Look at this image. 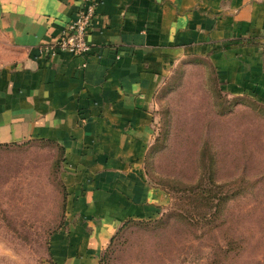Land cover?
I'll list each match as a JSON object with an SVG mask.
<instances>
[{
  "label": "crops",
  "instance_id": "1",
  "mask_svg": "<svg viewBox=\"0 0 264 264\" xmlns=\"http://www.w3.org/2000/svg\"><path fill=\"white\" fill-rule=\"evenodd\" d=\"M95 1L90 55L49 57L40 48L78 1L0 0V34L14 50L0 64V148L61 160L63 217L43 264H101L124 224L167 208L143 165L159 88L185 63H207L229 99L264 106V0Z\"/></svg>",
  "mask_w": 264,
  "mask_h": 264
},
{
  "label": "rangeland",
  "instance_id": "2",
  "mask_svg": "<svg viewBox=\"0 0 264 264\" xmlns=\"http://www.w3.org/2000/svg\"><path fill=\"white\" fill-rule=\"evenodd\" d=\"M13 52L0 34V64ZM220 91L205 62L164 80L143 168L169 204L121 227L101 264H264V106ZM57 160L47 148H0V264L47 261L64 211ZM197 180L211 204L189 192Z\"/></svg>",
  "mask_w": 264,
  "mask_h": 264
},
{
  "label": "built area",
  "instance_id": "3",
  "mask_svg": "<svg viewBox=\"0 0 264 264\" xmlns=\"http://www.w3.org/2000/svg\"><path fill=\"white\" fill-rule=\"evenodd\" d=\"M77 1L79 7L75 12L73 20L51 44L40 48L43 55L53 57L57 52H62L75 57H87L94 50L93 46L88 42L87 37L92 29V23L95 18L96 1ZM84 66L85 64L81 65V67Z\"/></svg>",
  "mask_w": 264,
  "mask_h": 264
},
{
  "label": "trees",
  "instance_id": "4",
  "mask_svg": "<svg viewBox=\"0 0 264 264\" xmlns=\"http://www.w3.org/2000/svg\"><path fill=\"white\" fill-rule=\"evenodd\" d=\"M60 154H58V160H57V166H59V164H60ZM209 177L211 178V177H213V172H210L209 173ZM198 181V180H197ZM192 186H194V187H192ZM191 186V189L189 190V192L191 193V194H195V192L196 191H200V196H197V199L199 198V199H201V201H203V200H205V201H207V202H209V204H211L210 203V201H211V199H213L214 197L213 196H211V197H209V194L211 193V191L210 190H206L205 189V186L201 183V181L199 180L197 183H195V184H193ZM220 205V204H219ZM63 209H64V207H63ZM174 214L173 213H170L169 215H168V217L169 218H174L175 216H173ZM178 217V216H177ZM179 218V217H178ZM155 220V219H154ZM151 221H153V220H151ZM126 224H129V223H126ZM126 224H124L123 226H125ZM122 226V227H123ZM113 239V238H112ZM112 241V240H111Z\"/></svg>",
  "mask_w": 264,
  "mask_h": 264
}]
</instances>
